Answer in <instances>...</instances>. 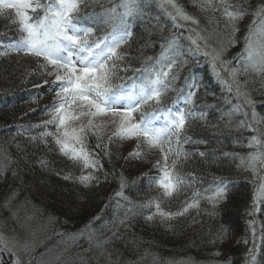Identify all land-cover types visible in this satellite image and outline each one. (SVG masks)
Instances as JSON below:
<instances>
[{"label": "trees", "instance_id": "trees-1", "mask_svg": "<svg viewBox=\"0 0 264 264\" xmlns=\"http://www.w3.org/2000/svg\"><path fill=\"white\" fill-rule=\"evenodd\" d=\"M178 2L200 19L202 34L210 36L209 45L219 47L220 37L208 27L205 14L194 8L191 0ZM119 3L120 0H92L87 11L102 15L105 9ZM258 3L264 4V0H250L251 8ZM140 5L142 14L128 20L132 36L123 46L122 52L127 56L118 62L120 70L115 75L119 79L114 83L125 86L140 83L146 69L151 71L157 67L154 61L160 58L162 45L176 37L175 47L166 55L175 59L172 72L177 79L170 84L161 106L171 105L173 100L191 90L195 92L193 104L185 106L181 102L178 107L205 114L203 119L199 116L190 119L184 133L193 140L206 141L182 145L190 155L178 163L176 171L185 176L186 186L172 198L161 197V189L150 177L160 174L154 165L162 154L159 150L153 152L152 157L142 153L141 161L133 165L130 162L135 158L120 155L119 146L124 141L117 138L108 141L112 129L103 130L101 148H96L95 136H88L89 150L98 153L96 159L102 166L93 173L98 182L84 186L64 180L63 175L68 172L78 176L79 169L58 154L51 141L45 146L39 139L30 140L43 130L30 126L50 119L44 109L52 103H42L41 99L55 92L52 85L55 75L40 73L38 64L42 62L26 65L28 60L10 52L0 55V160L7 165L0 173V220L20 221L25 230L27 224H32L40 237L49 238L48 248L42 254L47 256L46 264H249L245 253L252 250V245L257 246L261 238L262 252L256 257V264H264V202L259 206L260 211L250 215L254 188L259 180L250 171L238 168V161L233 157L224 155L245 154L248 151L243 146L246 140L243 143L234 140L252 133L237 132L220 119L229 108L226 99L232 97L217 79L209 58L194 50L187 39L186 28L174 27L155 0H140ZM215 15L222 27L223 19L219 13ZM244 18L247 20L239 23L240 30L235 36L237 43L224 53L229 61L244 47L243 37L253 16ZM106 26L95 25L96 35L106 34L109 30ZM15 27L9 19L0 17V33H3L0 40L9 43L10 37H18ZM205 28L207 32L203 31ZM220 75L227 78L223 71ZM244 79L256 80V77L242 76L241 80ZM193 83L198 87L190 89ZM248 87L257 101V111L264 114V107L260 106L264 92L257 91L259 82ZM238 119L240 117L234 118L233 123ZM49 130L55 131L54 127ZM105 144L108 155L104 154ZM199 152L205 156L201 157ZM5 156L11 163L4 160ZM41 159L48 161L47 167L41 166ZM171 159L170 156L169 164ZM121 177L125 181L123 196H117L121 191ZM213 177L230 181L228 198L218 206L217 216L209 215L212 206L203 199L199 208L190 209L185 216L168 223L160 222L158 217L148 221L145 217L155 209L138 207L149 199H159L165 210L176 211L193 198L194 192L203 194L213 183ZM155 188L159 191H153ZM253 221L256 222L254 227ZM220 224L227 227L229 238L224 243H211ZM77 233L79 235H74ZM104 241L102 247L96 246ZM217 252L220 255H216ZM12 255L7 250L0 251V264H15ZM26 260L23 255L22 261Z\"/></svg>", "mask_w": 264, "mask_h": 264}, {"label": "snow or ice", "instance_id": "snow-or-ice-1", "mask_svg": "<svg viewBox=\"0 0 264 264\" xmlns=\"http://www.w3.org/2000/svg\"><path fill=\"white\" fill-rule=\"evenodd\" d=\"M91 3L92 0H0V17L9 19L18 33V37L9 38V43L0 40V49H3L0 55L16 52L42 58L43 63L38 64L40 73L55 75L52 81L55 100L44 109L50 114V119L30 126L43 129L30 140L39 139L45 146L51 141L54 150L80 171L78 176L68 172L63 179L88 186L98 182L93 173L102 167L96 159L98 153L89 150L88 136H95L98 141L96 148H101L102 132L111 125L113 130L107 137L109 142L113 138L137 139L147 150H159L162 158L154 167L159 169L160 174L150 179L161 189V197L172 198L186 186L185 176L176 171L178 163L190 155L182 145L206 143L184 134L190 119L196 116L203 119L205 114L178 107L181 102L185 106L193 104L195 92L189 90L173 100L171 105L161 106L170 84L177 79L172 72L175 59L166 55L169 49L175 47L176 37L162 45L161 56L154 61L157 67L151 71L146 69L139 84H115L114 80L119 79L115 75L120 70L118 62L127 56L121 49L132 36L128 20L142 14L140 0H120L118 5L105 9L102 15L88 13ZM157 3L174 27L186 28L189 33L187 39L194 50L209 58L217 79L232 97L226 99L229 108L220 119L226 122V127L237 132L252 133L234 140L235 143L246 140L243 146L248 151L245 154L224 155L233 157L238 161V168L250 171L259 180L254 188L253 211L250 213L255 215L260 211V203L264 202V114L257 111V101L248 86L258 81L260 88L257 91L264 92V4L258 3L253 9L250 0H236L235 3L231 0H191L192 6L205 14L204 19L214 30L213 34L220 37L217 49L209 45L210 36L202 34L200 19L186 11L178 0H157ZM216 13L224 21L222 27ZM247 15H252L253 20L243 37L244 47L232 60H223L227 49L237 43L235 36L240 30L239 22ZM100 23L109 26V30L97 36L95 25ZM203 31L207 32L208 28ZM49 68L51 71H48ZM221 71L227 78L220 75ZM242 76H255L256 80H241ZM195 87H198L195 83L189 86L190 89ZM260 106L264 107V101L260 102ZM236 117L240 119L233 123ZM53 127L55 131L49 130ZM17 147L20 148V145ZM103 147L104 154L108 155L107 144ZM198 154L205 156L203 152ZM141 155V151L129 153L131 158ZM4 160L11 163L7 156ZM40 164L47 167L48 161L41 159ZM6 167L0 160V173ZM229 183L227 178L213 177V183L203 190V194L194 192L193 198L176 211L165 210L159 199H149L138 207L155 209L145 217L148 221L158 217L160 222L168 223L185 216L190 209L199 208L203 199L212 206L213 211L209 215L217 216L220 211L218 206L228 198ZM124 186L125 181L121 177V191L116 193L117 196H123ZM228 238L227 227L220 224L212 235L211 243H224ZM89 239L92 237L89 236ZM102 243L106 241L96 246L100 248ZM4 250L16 256L13 248L8 246V240L0 233V251ZM23 251L28 253L27 245L23 246ZM248 257L249 264H256L253 250H249ZM15 264H23L19 256H16Z\"/></svg>", "mask_w": 264, "mask_h": 264}, {"label": "rangeland", "instance_id": "rangeland-1", "mask_svg": "<svg viewBox=\"0 0 264 264\" xmlns=\"http://www.w3.org/2000/svg\"><path fill=\"white\" fill-rule=\"evenodd\" d=\"M98 2L101 0H97ZM155 2H157V0H155ZM247 19H243L242 21H240L239 23L242 22H246ZM246 24V23H245ZM215 48H219L218 45L214 46ZM124 50V47H122L121 51ZM210 50V49H208ZM16 56V55H14ZM18 57H24L23 60H28L29 62H25L26 65H32L31 63H35V62H42L43 63V59L42 58H36L30 55H25V54H18ZM222 59L225 61H229V59H227L226 57L224 58V55L222 56ZM24 63V64H25ZM234 65V64H233ZM51 69V68H50ZM139 84V83H137ZM47 102L50 101L53 103V101L55 100V95H51L48 98H46ZM45 101L43 100L42 103H44ZM107 129H112V126L109 125ZM113 130V129H112ZM124 141V144L122 146H119L121 149V154H127V156L129 157V153L133 152V151H141L144 154H147V157H152L153 155H151L153 152H156V149L153 150H147L141 143L139 140L137 139H129V140H122ZM138 145H140V147L138 148ZM155 153V154H156ZM141 161V157H137L135 158V161L130 162L133 165H136V161ZM153 191H159L157 188H155ZM261 205V203H260ZM259 205V206H260ZM256 222L253 223V227L255 225ZM0 233H3V235L5 236V238L8 240V246L13 248V251L16 253V256H19L21 258L22 261V256L24 255L27 260L26 261H22L23 264H38L40 262V264H46L45 258L47 257L45 254L44 256L42 255L43 252H45L44 250L48 248V241L49 238L47 237H40L39 233H37L36 229L34 226H32V224H27L26 225V230L24 229V227L21 225V222L18 221L16 223V221L12 222L9 221L8 219L6 220H0ZM236 238V237H235ZM237 239V238H236ZM260 241H262V238L259 239V244L257 246L252 245V250L255 252L256 257L258 256L259 253L262 252V248L260 246ZM19 242V243H17ZM13 245H15V247H13ZM27 245L29 251L28 253H25L23 251V246ZM249 251V249H248ZM248 253L246 252L245 255H247L248 257ZM260 255V254H259ZM13 258L16 256L12 255ZM43 256V258L41 259V257ZM261 258V257H260Z\"/></svg>", "mask_w": 264, "mask_h": 264}]
</instances>
